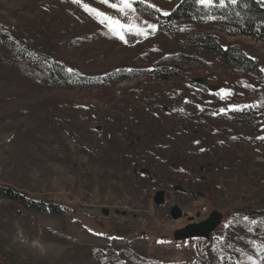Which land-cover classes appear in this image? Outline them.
Returning <instances> with one entry per match:
<instances>
[{
	"label": "rangeland",
	"instance_id": "1",
	"mask_svg": "<svg viewBox=\"0 0 264 264\" xmlns=\"http://www.w3.org/2000/svg\"><path fill=\"white\" fill-rule=\"evenodd\" d=\"M179 1L131 0L134 11L125 14L99 0H0V26L16 41L80 74L149 69L161 56L178 51L187 28L236 44L259 69L256 75L237 72L213 52L189 50L197 62L179 65L186 72L183 79L140 77L74 90L50 84L0 44V186L62 208L59 214L33 211L0 196V264H58L59 254L63 264H257L264 233L251 224L258 221L255 211L264 209V41L225 35L211 19L159 33L154 18L133 5L167 13ZM84 4L145 34L124 29L121 40ZM186 102L195 104L187 108L194 119H209L219 132L184 160L170 186L140 188L132 170L150 172L136 154L147 149L163 155L157 144L143 145L149 143L145 132L157 127L181 132ZM246 106L258 112L250 123L238 124L232 119L235 110ZM176 184L204 196L174 191ZM160 189L165 200L156 205L152 197ZM172 200L186 216L170 217ZM214 210L223 217L208 239H173L184 223L204 220ZM187 216L195 217L187 221ZM76 220L94 234L85 233Z\"/></svg>",
	"mask_w": 264,
	"mask_h": 264
},
{
	"label": "trees",
	"instance_id": "2",
	"mask_svg": "<svg viewBox=\"0 0 264 264\" xmlns=\"http://www.w3.org/2000/svg\"><path fill=\"white\" fill-rule=\"evenodd\" d=\"M133 5L137 11L154 18L159 33H173L178 30L177 27L181 24H202L211 19L216 24V30L225 35H247L264 41V0H238L236 4L225 0L226 6L223 7L220 6L219 0H214L212 5H202L199 0H180L167 13H162L139 2H134ZM183 33L184 37L179 40L178 51L161 56L156 60L154 66L149 69H118L95 76L74 71L69 72L61 61L52 59L42 52L30 51L16 41L10 35L9 30L3 26H0V44L19 60H23L24 63L42 73L50 84L59 87H69L74 90L94 89L140 77H149L154 82H168L174 78L183 79L186 77V72L179 65H192L197 62V58L193 54L188 53L189 50L213 52L237 72L252 73L254 75L259 73L255 59L246 54L236 44H224L220 41L217 34L205 30L187 28ZM145 96L142 97L147 101L148 99H145ZM167 96L171 97L169 94ZM165 100L163 97V102ZM175 106H177L176 102L173 108ZM182 106H184L181 112L185 128L181 132L176 131V128L172 127L169 129L163 127L150 128L149 131L145 132V138L149 140V143L143 142V145L157 144V148L162 151L163 155L158 157L147 149L136 154V161L145 166L150 172L147 175L132 170L134 176L140 178V188L150 185L160 188L170 186L177 179L178 167L184 160L199 154L200 147L198 146H201L204 142L211 144L215 135L219 132L209 119L200 117L194 119L195 113H192L191 109L187 110L190 106L195 108L194 103L186 102ZM257 112L256 108L246 106L235 110L232 119L237 121L238 124L244 125L250 123ZM0 196L13 199L33 211L51 214L62 212V208L58 203L37 201L25 197L8 186H0ZM254 214L257 216L258 221L251 224L252 230L264 233V209L255 211ZM74 223L85 233L94 234L80 224L78 220ZM95 236L103 239L107 238L101 235ZM229 264L237 263L231 261ZM257 264H264V250H261Z\"/></svg>",
	"mask_w": 264,
	"mask_h": 264
},
{
	"label": "water",
	"instance_id": "3",
	"mask_svg": "<svg viewBox=\"0 0 264 264\" xmlns=\"http://www.w3.org/2000/svg\"><path fill=\"white\" fill-rule=\"evenodd\" d=\"M194 82L201 83L202 80L199 78L193 79ZM172 189L174 191H179L185 194H190L193 198H198L204 196L202 191H196L192 188L176 184L173 185ZM165 198V191L163 189L157 190L152 200L156 205H161L164 203ZM102 213L107 215L108 210L103 208ZM169 215L173 220L180 219L182 216H186L185 213L182 212L181 208L177 205L176 201L172 200L169 203ZM198 216V215H196ZM195 216H187V221H191L194 219ZM222 213L219 211H212L207 218L201 220L199 222H190L185 226L176 229L173 232V239L176 241L189 239V238H205L208 239L210 234L219 226L222 220Z\"/></svg>",
	"mask_w": 264,
	"mask_h": 264
},
{
	"label": "snow or ice",
	"instance_id": "4",
	"mask_svg": "<svg viewBox=\"0 0 264 264\" xmlns=\"http://www.w3.org/2000/svg\"><path fill=\"white\" fill-rule=\"evenodd\" d=\"M99 2L101 4L107 5L108 7L112 8V9H117L121 13L126 14V12H125L126 9H132L134 11L131 0H119V4L110 3V0H99ZM199 2L202 5H204V4L212 5L214 0H199ZM229 2L232 4H236L238 2V0H229ZM73 3H81V0H73ZM219 4L222 7L226 6L225 0H219ZM83 7L89 13L94 14L99 19V22L101 24L107 23L109 26V29L111 31H113L115 34H117L121 40L125 39L124 35H123V31H122L124 29H128L129 31L135 29V34H137V35H144L145 34L144 29L139 28L138 26H136L134 24L121 23L118 19L111 17V16H108L105 12L100 11L96 8L90 7L87 4H84ZM148 27L152 30L156 29V25H148ZM68 71L71 72L72 70L68 69ZM221 111H224V110L222 109ZM261 139H264V137H261Z\"/></svg>",
	"mask_w": 264,
	"mask_h": 264
},
{
	"label": "bare ground",
	"instance_id": "5",
	"mask_svg": "<svg viewBox=\"0 0 264 264\" xmlns=\"http://www.w3.org/2000/svg\"><path fill=\"white\" fill-rule=\"evenodd\" d=\"M40 244H41V246H42L41 248H42V249H45V246L43 245V243H40ZM54 248H55V249H53V250H58V247H54ZM48 252H52V250L49 249V250L46 251V253H48ZM59 255H60V254H59ZM59 255H57V257H56V262H57L58 264H63V262H62V260H61V258H62L61 255H62V254H61L60 256H59Z\"/></svg>",
	"mask_w": 264,
	"mask_h": 264
},
{
	"label": "flooded vegetation",
	"instance_id": "6",
	"mask_svg": "<svg viewBox=\"0 0 264 264\" xmlns=\"http://www.w3.org/2000/svg\"><path fill=\"white\" fill-rule=\"evenodd\" d=\"M188 222L184 223V224H187Z\"/></svg>",
	"mask_w": 264,
	"mask_h": 264
}]
</instances>
